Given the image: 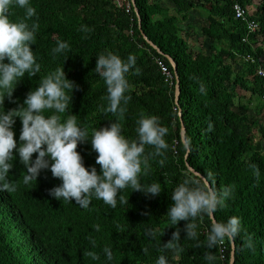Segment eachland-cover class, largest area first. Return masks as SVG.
<instances>
[{
    "label": "trees",
    "instance_id": "1",
    "mask_svg": "<svg viewBox=\"0 0 264 264\" xmlns=\"http://www.w3.org/2000/svg\"><path fill=\"white\" fill-rule=\"evenodd\" d=\"M135 1L139 15L131 0L129 10L125 0H29L37 14L32 19L38 18L40 25L32 49L41 72L31 78L26 74L12 99L6 97L4 104L0 103V113L23 104L27 94L39 86L40 77L64 66L67 78L78 89L69 92L73 99L62 121L75 115L91 139L93 129L110 126L117 119L101 111L108 107V101L106 85L95 72L97 57L111 51L126 60L134 54L141 74H134L133 69L126 75L130 85L126 95L131 100L121 121L122 134L129 140L136 138L141 112L159 117L168 129L165 156L150 159L149 174L141 176L144 184H160L161 194L149 198L129 187L118 194L115 209L95 198L83 209L74 200L61 201L49 195L50 189L62 183L50 170H43L37 181L25 185L26 168L14 153L8 179L16 190L0 192V264H156L160 255L166 256L168 264H209L204 258L208 253L216 257L212 264H230L231 242L206 247L212 223L207 216L197 220L200 247L197 241L185 239L186 222L181 221L177 227L182 230L179 243L183 251H160L176 231L166 215L174 189L187 176L201 178L188 163L218 192L235 185L233 198L214 216L224 223L233 216L240 220L242 231L234 240V264H264V80L257 73L264 65V0ZM235 2L247 7L248 17L258 21L256 31L236 18ZM194 11L206 15L199 49L193 45ZM12 13L10 19L15 21L24 10L15 7ZM82 25L92 31H79ZM57 40L69 43L71 51L53 54ZM168 56L174 59L180 78L179 105L175 102L174 67ZM158 59L171 70L173 83L163 74ZM182 120L189 153L181 136ZM209 123L213 125L211 132ZM21 129L17 117L13 131L18 146ZM77 150L85 167L95 166L99 173L91 142L80 144ZM148 151L152 149L146 148ZM251 164L260 170L258 180ZM119 195L129 203L121 205ZM95 224L100 225L99 232L93 229ZM117 225L125 230L117 231ZM148 229L156 230L155 239L146 235ZM246 234L252 237L254 252L244 247ZM91 239L96 241L95 247ZM105 246L113 252L112 261L103 252ZM145 247L147 254L142 251ZM85 251H95L100 259L91 260Z\"/></svg>",
    "mask_w": 264,
    "mask_h": 264
},
{
    "label": "clouds",
    "instance_id": "2",
    "mask_svg": "<svg viewBox=\"0 0 264 264\" xmlns=\"http://www.w3.org/2000/svg\"><path fill=\"white\" fill-rule=\"evenodd\" d=\"M18 7L24 10V15L13 21L12 9ZM36 10L29 0H0V103L4 104L5 98L12 99L17 84L27 74L29 78L41 72V65L37 62L32 49L36 41V33L39 30ZM29 21H32L31 24ZM79 31L88 33L92 29L82 25ZM84 38H87L86 36ZM53 54H62L71 51L69 43L56 41ZM7 60V62H5ZM136 56L129 54L127 59L112 53L100 54L97 57L95 72L103 79L108 101L107 108H101L104 113H111L117 119L99 129H93L91 139L88 131L78 125L75 115H69L62 121V114L68 108L78 85L67 78L63 67H57L54 71L40 77L39 86L30 91L23 104L17 108L0 113V192L11 193L15 191V185L8 177L13 168L12 161L18 153L20 162L25 166L23 175L25 185L37 181L43 170H50L54 178L62 183L49 190V195L61 201L76 202L83 209H88L92 199L102 200L112 209L117 207V196L122 190L131 188L133 192H142L149 198L161 194V186L158 183L144 184L141 176H147L151 170L150 159L164 157L169 149L165 137L168 129L161 125L159 117L140 113L137 120L136 138L129 140L122 132L121 121L127 112V105L131 100L126 95L130 85L126 75L133 71L140 75L141 70L136 66ZM51 114L45 116V111ZM20 118L22 129L19 137V146L15 138L13 126L16 118ZM208 131H213V125L209 123ZM91 142L92 151L97 153L96 164L100 166L98 173L95 166L91 169L85 167L83 157L77 150L82 143ZM150 147L152 151L146 152ZM36 155L33 159V155ZM163 164V160L159 161ZM253 176L260 177V170L255 164L249 165ZM235 185L223 187L219 192L210 185L206 178L187 176L173 191V202L167 212L170 227H175L171 238L163 243L161 252L172 251L180 253L181 229L177 227L181 221H185L183 231L185 239L198 241L197 220L204 216L212 220L211 229L206 236V247L209 249L223 245L225 241H234L241 233V223L238 217H231L226 223L213 219L214 214L220 208L226 207V201L233 198ZM121 205L128 204L129 200L124 195H119ZM148 214V213H145ZM96 232L100 231V225L92 226ZM117 231H124L122 225H117ZM150 238H156V230L148 229L146 232ZM244 247L255 251V246L250 235H245ZM93 247L94 239L90 240ZM144 254L148 248L142 249ZM103 252L108 261L114 259L110 247L105 246ZM84 255L93 261H98L100 256L95 251H85ZM209 264L215 261L213 254L204 257ZM156 264H168L165 255H160Z\"/></svg>",
    "mask_w": 264,
    "mask_h": 264
},
{
    "label": "water",
    "instance_id": "3",
    "mask_svg": "<svg viewBox=\"0 0 264 264\" xmlns=\"http://www.w3.org/2000/svg\"><path fill=\"white\" fill-rule=\"evenodd\" d=\"M132 4L134 5L135 7V11L137 12V14L139 15V12H138V9L136 7V1L135 0H131ZM145 39H147V41L154 47L156 48L158 51L161 52L160 48L155 44L153 43L148 37L147 35L142 31ZM170 62L172 63L173 67H174V73H175V78H176V89H175V102L177 105H179V102H180V94H181V84H180V78H179V75H178V72H177V69H176V63L174 61V59L171 57V56H168ZM180 114H181V111H180ZM181 136H182V139H183V142L186 144L187 146V153L190 152V146L187 142V138H186V126L182 120V125H181ZM188 166L190 168V170L195 173L196 175L202 177V178H206L204 175H202L200 172L196 171L189 163H188ZM207 180V178H206ZM207 182L209 183V181L207 180ZM210 184V183H209ZM211 185V184H210ZM213 219L216 220L215 216L213 217ZM217 221V220H216ZM218 222V221H217ZM232 243V252H231V258H230V264H234L235 263V241H231Z\"/></svg>",
    "mask_w": 264,
    "mask_h": 264
},
{
    "label": "built area",
    "instance_id": "4",
    "mask_svg": "<svg viewBox=\"0 0 264 264\" xmlns=\"http://www.w3.org/2000/svg\"><path fill=\"white\" fill-rule=\"evenodd\" d=\"M127 4V9H130V2L129 0H125ZM233 10L235 13L236 18L242 19L246 21L248 29L251 31H256L259 27L258 21L255 18H249L248 17V9L244 5H242L240 2H235L233 5ZM158 63L162 69L163 74L166 76L168 80H171V83H173V74L169 67L160 59H158ZM258 75L263 78L264 80V65L260 66L257 70ZM264 98V94H263ZM223 250V248H222Z\"/></svg>",
    "mask_w": 264,
    "mask_h": 264
},
{
    "label": "crops",
    "instance_id": "5",
    "mask_svg": "<svg viewBox=\"0 0 264 264\" xmlns=\"http://www.w3.org/2000/svg\"><path fill=\"white\" fill-rule=\"evenodd\" d=\"M166 5H170L169 3H166ZM191 22L193 24V26L195 27L196 31H195V35H194V38H193V45L199 49L202 47V43H201V39H202V27L205 25L206 23V15L203 14V11H194L192 14H191ZM202 25V26H201ZM200 32V33H199ZM197 40V42H196ZM207 48V46L205 47Z\"/></svg>",
    "mask_w": 264,
    "mask_h": 264
},
{
    "label": "rangeland",
    "instance_id": "6",
    "mask_svg": "<svg viewBox=\"0 0 264 264\" xmlns=\"http://www.w3.org/2000/svg\"><path fill=\"white\" fill-rule=\"evenodd\" d=\"M202 26V25H201ZM200 33V32H199Z\"/></svg>",
    "mask_w": 264,
    "mask_h": 264
}]
</instances>
